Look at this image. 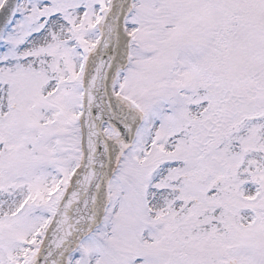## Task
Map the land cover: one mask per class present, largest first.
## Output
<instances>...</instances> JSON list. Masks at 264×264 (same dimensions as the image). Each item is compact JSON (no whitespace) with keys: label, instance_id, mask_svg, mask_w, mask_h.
Returning a JSON list of instances; mask_svg holds the SVG:
<instances>
[{"label":"snow or ice","instance_id":"6c2138e0","mask_svg":"<svg viewBox=\"0 0 264 264\" xmlns=\"http://www.w3.org/2000/svg\"><path fill=\"white\" fill-rule=\"evenodd\" d=\"M0 264H264V0H0Z\"/></svg>","mask_w":264,"mask_h":264}]
</instances>
